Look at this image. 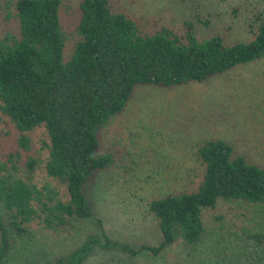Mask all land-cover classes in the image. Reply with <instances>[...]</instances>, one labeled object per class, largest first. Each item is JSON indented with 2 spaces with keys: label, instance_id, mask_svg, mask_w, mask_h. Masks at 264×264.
<instances>
[{
  "label": "trees",
  "instance_id": "trees-1",
  "mask_svg": "<svg viewBox=\"0 0 264 264\" xmlns=\"http://www.w3.org/2000/svg\"><path fill=\"white\" fill-rule=\"evenodd\" d=\"M61 7L62 0H18L19 35L8 33L0 41L1 113L21 132L23 147L30 143L26 133L37 128L49 138L44 184L35 182V159L23 166L18 156L0 160V264L16 260L33 242L37 227L74 235L94 216L85 188L116 162L102 149V132L126 110L138 87L204 83L264 58V7L252 28L254 39L227 44L220 35L200 39L192 21L180 32L163 27L148 33L141 21L116 11L112 0H83L78 41L68 57ZM197 161L199 181L150 200L148 216L157 222L161 238L159 245L143 243L141 249L154 257L177 247L198 255L208 236L206 211L225 203L264 207V166L232 144L206 141ZM240 231L252 249L250 264H264V231L248 225ZM97 248L140 252L91 230L54 264H85ZM175 264L194 263L184 258Z\"/></svg>",
  "mask_w": 264,
  "mask_h": 264
},
{
  "label": "rangeland",
  "instance_id": "rangeland-1",
  "mask_svg": "<svg viewBox=\"0 0 264 264\" xmlns=\"http://www.w3.org/2000/svg\"><path fill=\"white\" fill-rule=\"evenodd\" d=\"M17 1L0 0V41L8 33L19 35L14 16ZM82 1L62 0L60 18L68 34L67 57L78 41ZM112 3L116 11L141 21L148 33L163 27L180 32L185 22L192 21L200 39L220 35L227 44L252 41L256 16L264 7V0ZM26 134L30 143L23 147L21 132L0 111V160L18 156L15 160L23 166L35 159V182L44 184L48 134L43 127ZM219 139L232 144L250 162L264 166V58L204 83L138 87L126 110L102 132V149L113 153L116 162L85 188L94 216L74 235L37 227L33 242L10 264H54L56 256L82 244L91 230L103 231L140 252L133 256L97 248L85 264H175L184 258L194 264H235L238 259L239 264L253 263L252 249L241 239L240 228L248 225L264 231L263 206L225 203L215 212L206 211L208 236L198 255L177 247L154 257L141 249L143 243L159 245L161 238L157 222L148 216L150 200L181 192L199 181L198 149L206 141ZM219 217L223 219L217 221Z\"/></svg>",
  "mask_w": 264,
  "mask_h": 264
}]
</instances>
